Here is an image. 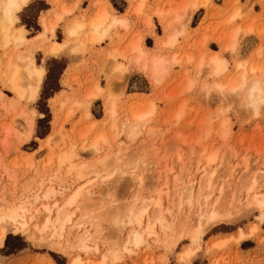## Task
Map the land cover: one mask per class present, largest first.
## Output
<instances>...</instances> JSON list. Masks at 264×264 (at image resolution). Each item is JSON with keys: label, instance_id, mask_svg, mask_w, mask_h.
<instances>
[{"label": "rangeland", "instance_id": "374dc122", "mask_svg": "<svg viewBox=\"0 0 264 264\" xmlns=\"http://www.w3.org/2000/svg\"><path fill=\"white\" fill-rule=\"evenodd\" d=\"M189 1L161 0L156 5L153 0L150 6L166 11L169 5L172 10ZM56 2L63 5L64 0ZM111 2L118 12L126 8L124 0ZM196 2L195 13L183 23L186 34L178 37L175 47L163 53L169 57L178 55L181 61L171 66L159 85H151L136 70L117 73L115 59H94L91 50L79 47L78 41L71 43L76 50L69 51L68 55L80 56L82 61L68 70L69 58L64 56L65 51L57 57H45L43 47L52 41L65 40V24L59 25L55 37L48 36L42 45L36 42L35 48L27 42L17 51L14 44L4 49L0 39L3 71L11 74V64L22 63L18 58L24 59L30 50L36 65H43L46 70L35 101L15 98L0 79L3 94L0 97V212L24 205L29 219L34 217L29 234L8 231L0 247V264H70L76 256L98 264L110 241L113 247L127 246V251L120 253V264H179L180 253L189 248L194 251L190 264H264V222L258 220L261 211L253 201L255 195L264 197V113L259 118H248L247 110L234 107L230 113L217 118L222 105L216 103L219 94L214 87L217 83L226 85V89L238 85L243 72L247 73L249 81L264 79V0ZM50 5L51 0H32L18 14L15 29L22 28L31 41V37L42 31L38 23L40 13ZM153 12L145 16L148 22V17L155 16ZM236 13L240 16L231 20ZM146 29L151 30L153 36L163 35L157 19L152 29L147 25ZM249 29L251 33H247ZM237 30V53L224 51ZM128 44L127 35L117 32V48L127 49ZM147 46L156 50L151 40L147 41ZM216 53L226 60V72L218 78L207 75V70L199 73L200 59L207 54V61ZM240 62H246L245 71L237 69ZM253 68L257 69L255 73L251 72ZM96 85L103 89V94L85 109L81 103ZM205 85L208 92L203 90ZM109 97H114V118L104 113V100ZM29 109L39 115L34 119L35 130L28 140L25 125ZM149 109L154 110L149 120L136 125V115ZM87 112L92 114L91 118L87 117ZM130 122H134L133 127L128 125ZM49 134L52 137L47 144L43 139ZM96 140L98 146L91 149ZM62 153L73 156L71 163L77 169L70 171L68 165H58V156ZM132 155L143 157L146 166L138 169V176L122 180L120 190L113 193L115 199L129 201L130 207L124 212H132L127 218L121 216L122 227L117 238L114 234L117 230L108 225L95 228L88 205L102 196L109 183L97 175L105 170L97 162L107 158L111 165L117 156L126 160ZM210 158L215 159L212 164H208ZM79 169L83 172L81 179L76 175ZM253 180L255 187L250 183ZM80 187L83 191L79 199L72 202L75 190ZM247 187H253L251 194L245 190ZM48 189H53L55 194L45 199ZM158 200L159 209L155 204ZM216 200L222 205L221 212L230 216L207 227L195 245L190 236L178 239L181 233L192 232L200 206ZM146 204L149 208L146 220L152 222L151 218L159 210L164 211V217L173 223V228L162 233L158 225L156 235H145L143 242L137 244L132 238L128 240L126 234L132 216ZM44 206L52 210L51 216H72L66 230L58 235L47 231L41 236L35 231V225L41 226L45 221ZM240 231L246 237L236 242ZM89 234L91 241L83 246L89 250L78 251L73 256L72 247L79 243L78 237ZM52 235L55 241H51ZM225 239L221 247L213 246ZM97 244L101 249L99 254L92 250ZM58 246L68 255L56 251ZM109 264H114L111 255Z\"/></svg>", "mask_w": 264, "mask_h": 264}, {"label": "bare ground", "instance_id": "6f19581e", "mask_svg": "<svg viewBox=\"0 0 264 264\" xmlns=\"http://www.w3.org/2000/svg\"><path fill=\"white\" fill-rule=\"evenodd\" d=\"M31 1L32 0H26V2H25V0H17V2H21L23 6L19 11H17L15 13L16 22L18 21V14L26 6H28ZM51 1L54 4V9L51 12H48L47 14L41 16V18H40V25L42 27V31L36 37H42V38L37 40V39H35L36 38L35 37L34 39H32L30 41L25 36V31H24L23 42L19 43V44L17 43V40H16V33L18 32V29H15V25L12 26L11 32L9 33L10 39H6L5 33L3 31L4 9L2 7H0V39L2 40L1 48L6 49V47L9 44H14V46H15L14 51L15 50L17 51V48L20 45L27 43V42L30 43L31 48H35L34 45L36 44V42H38V43H40V45H42L44 40H46L48 38V36L55 37L57 28L59 27V25L61 23H63V24H65L64 25L65 40H63V42L52 41L51 43H49L48 45L43 47L44 51H45V57L58 56L61 52H63V50L61 52L53 55L52 51L56 45L62 46L65 43L71 45V43L73 41H76V42L78 41L79 44H77V45L79 47L80 46L86 47L87 44L95 45V44H99V43L103 42L106 39L112 40L114 37L113 31L116 27L117 28L123 27L125 29L128 27V22H127V25L114 24L113 23L114 19H121V20H126V19H122V18L114 16L106 8H103L99 12V15L93 17L91 20H88V18L87 19L82 18L81 20H78V19L74 20L73 19V21H71V20L68 21L67 17L72 11L66 9V7H64L62 5H59L58 2H56V0H51ZM129 1L133 2L134 0H129ZM2 3H6V0H0V4H2ZM188 5H192V7H188ZM188 5L176 7L175 9L173 7L172 10L169 8L170 7V5H169V7H168L169 10H167V9H166V11L163 9L154 10L155 12H153V13L159 19L160 24H161L163 31H164L163 37L156 40V50L150 51V50L146 49V47L143 45L142 39L138 38L136 42L130 43L127 46V49L123 50L121 47L117 48L116 53L112 55V57L115 58V60H116L114 70L120 74H128V73H131L132 70H136L140 74L144 75L149 80L151 85L161 84L163 82V80L165 79V77L168 75V72H169L171 66L173 64H178L181 61V60H179V58H181V57L178 58L177 57L178 55L172 54V56L169 57V56L164 55L163 53L166 50L172 49L173 47H175L177 42H178V37L185 34L186 30L183 27L184 26L183 23L185 22L186 17L189 18V16H191L195 12V10L198 7V3L196 2V0H191V1H189ZM147 6H148L147 0H139L137 5L134 8V13L140 15L141 13H143L142 11L145 8H147ZM239 16H240V14L236 13L233 17H231V20H234ZM42 18H43V20H42ZM148 18H149V22H150L151 17H148ZM45 23L47 25L46 30H45ZM77 24L81 25L82 27L77 29L76 35H74V36L69 35V30L72 29ZM184 24H186V22ZM179 25L180 26L182 25L181 29H178L180 27ZM251 32H252V29H249L247 33H251ZM238 33H239V31L237 30L232 35L231 40L229 39V43L226 45V47H224V51L226 50L229 52H233V51H230L229 49L232 48L233 46H235L236 50L233 53H237ZM83 35H84V39L82 41H79ZM216 42L218 44H221V42H219L218 40ZM14 51H13V54L15 53ZM192 57L190 56V59H192ZM217 57L219 58L220 61H226L219 54L210 57L207 61L205 58H203L202 60L199 61V64H198L199 73L202 72L203 70H207V72H206L207 75H212L213 77H217V78L221 77L227 70V63L226 64L214 63L213 62L214 58H217ZM23 58L24 59H22L20 57L18 58L20 60H23L22 63H19L17 61V62H14L13 64H11V66H13V71L11 74H8V70L3 71L1 68V65H0V72L3 71L0 73V79L3 83V86L5 88H7L9 91H11L15 95V98H17V99H21V98L19 97L18 93L16 91H14V89L23 88L24 85L30 83V81L37 80V76L35 75V73L39 70H42L43 75L38 80V82H39V93H40L41 86H42L43 80H44L45 75H46V70H45L44 66L43 65L42 66L36 65L32 50H30V53L26 57H23ZM241 64L245 65L246 67L241 68L240 67ZM205 67H207V68H205ZM236 67L239 71H245L247 69V64H246V62H240L237 64ZM254 69H255V72L257 71L256 68H253V69H251L252 73H255L253 71ZM245 73L246 72L242 73V75H241L242 78L245 75ZM218 84L219 83H217L216 85H218ZM238 85H231V86L236 87ZM219 86L225 87L226 85L222 86L219 84ZM98 88L102 89L99 85H96L95 88L87 95L86 98H84V101L81 103L82 105L87 104L86 109H88L96 99H98L99 97L102 96V94H94L95 90ZM90 96H91V99H89ZM0 97H3L2 93H0ZM11 99L12 98H10V100ZM11 101L13 102V100H11ZM104 113H105L106 117H111V118H114V116L116 115L115 103H114V100L111 99L110 97L104 100ZM153 113H154L153 109H149L148 111L140 113V114L136 113L137 114L136 115V119H137L136 121L137 122L135 121L137 123L136 125L144 124L146 121L149 120V117L151 115H153ZM140 116H143L145 118L143 120H138V117H140ZM87 117L91 118L92 114L90 112H87ZM115 122H116V120H115ZM133 123L130 122V124H128V123L127 124L133 127V125H132ZM34 130H35V122H34V127L32 129L31 135L34 132ZM31 135L26 134V136H27L26 139L29 140ZM49 137H52V135L49 134L43 139V141L47 142V144L49 142ZM98 144H99V142H98V140H96L90 148L95 150L96 147L98 146ZM70 153L60 154L58 156V165L59 166L68 165L69 170L73 171V170L77 169V166L75 164L71 163L73 156ZM214 161H215L214 158H210L208 160V164H212ZM76 175H77L78 179L83 178L82 170L79 169ZM54 194H55V192L53 189H48L44 194V198L48 199ZM71 200H72V198H71ZM218 200H216L215 202H211V203L209 201H207V202H205V204L201 205L200 209L197 211L196 226L193 229H191L192 232L181 233L179 235L178 239H181L182 237H185V236H188V237L190 236L191 239L193 240V237L197 236V234H198V239H197V241H198L202 238L207 227H209L211 224H213L215 222H218L219 220H222L223 218H225V216L226 217L230 216L229 213L224 214L221 212L220 207L222 205H220L218 203L219 202ZM260 200H264L263 195L262 196L261 195H255L253 198L254 204H256L257 206H258V202ZM75 201L76 200H72V202H75ZM155 204H156L158 209L161 208L160 200L155 201ZM190 204L195 205L193 203H190ZM249 204H251V202ZM20 207H21V205L17 208L14 207V208H10V209L3 210L0 212V217L8 215L11 211H15L17 216H18V219L14 220V221H12V220H9V221L0 220V223H1V226H0V247L3 246L5 238L7 237L9 230H12L13 233H15V234H26V235L29 234L30 227L32 225L31 221L33 220L34 217H31L29 219V217H28L29 215L27 214V211L26 212L19 211ZM144 209H142L140 211H143ZM148 209L149 208L147 205V210L145 211L143 216H138V213L140 211H138L137 214L132 216L133 220H130L131 227L127 230V234H126V237L128 240L132 238L135 243H137V244L141 243V242H143V238L145 235L152 236V235L157 234L156 227L158 225H159L162 233H165V231L170 230V227L173 223L171 224L167 221L166 217H164L165 216L163 213L164 211L160 212V210H159V212H157L155 214V216L153 218H151V220H152V222H151L150 219L146 220V217L148 215ZM42 212L46 213V218H45L44 223L41 226L35 225V227H34L35 231L38 232V234L40 236L44 235L47 231H51L53 234H57V235L60 234V232H63L64 230H66V224L71 221V217H72V216H61V215L51 216L52 210L47 206H44V209L42 210ZM213 213H215V218H213ZM174 215H175V213H174ZM262 215H264V213H261L260 216L258 217V220L260 222H264V220L260 219V217ZM30 216H34V215L31 214ZM175 216H174V218H175ZM185 218L188 219V216H185ZM149 222H151V226H152V235H149L147 232V230L149 228ZM184 222L186 223V221H184ZM25 225H27V226L25 227ZM171 228H173V227H171ZM182 231H183V229H182ZM33 234H34V232H33ZM29 237L31 238V236H29ZM53 237H54V235H52L50 237L51 241L53 240ZM245 237L246 236L243 234V232L240 231L239 236L236 239V242L241 241ZM36 238H38V237H36ZM226 241H227V239L216 242L213 246L217 247V248L221 247L222 245L225 244ZM61 244L59 243V245H61ZM175 244H176V242H174L172 244V246H174ZM192 252L194 254V251H192ZM76 259H81V257H79V256L74 257L71 260L70 264H72V262Z\"/></svg>", "mask_w": 264, "mask_h": 264}, {"label": "snow or ice", "instance_id": "6c2138e0", "mask_svg": "<svg viewBox=\"0 0 264 264\" xmlns=\"http://www.w3.org/2000/svg\"><path fill=\"white\" fill-rule=\"evenodd\" d=\"M26 2V0H25ZM22 3L17 2V0H6V3L0 4V7L4 9V26L3 31L5 33L6 39H10L9 33L11 32L12 26L16 24V15L15 13L22 8ZM188 7H192V5H188ZM43 20V18H42ZM186 22V21H185ZM114 24H124L127 25L126 20L114 19ZM82 27L77 24L72 29L69 30V35H76L77 29ZM47 25L45 23V30ZM24 37V30L22 28L18 29L16 33L17 43H22ZM42 37H36L35 39L39 40ZM75 51V45H69L65 43L64 45H56L53 48L52 54L55 55L61 51ZM230 51L235 52V46L229 49ZM214 63H224L226 61H220L219 58H214ZM241 68L246 67L241 64ZM255 72V69L253 70ZM37 76V80H32L30 83L25 84L23 88L14 89L19 95V97L23 99H27L28 101H35L39 95V78L42 77L43 71L39 70L35 73ZM216 92L219 94V97L216 101L218 105H222L219 108L217 113V118L223 117L226 113H230L231 110L235 107L242 110H247L246 115L248 118H259L262 113H264V79L256 80L253 79L249 81L247 77V73L242 78L241 83L236 87L224 88L219 85L214 86ZM205 92H208L209 89L207 85H205ZM94 94H103V89H96ZM91 99V96L89 97ZM114 99V97H113ZM82 107L87 108V104H83ZM114 114V113H113ZM38 113L31 111L29 109L26 113L27 124L25 125V131L28 135H31L32 129L34 127V119L38 117ZM145 117L140 116L138 120H143ZM227 123V122H226ZM49 141H51V137H49ZM99 165H102L105 169L104 171L98 173V176H103L105 181H108V185L105 189V192L101 197H97L94 203L88 205L91 209L89 213V217L92 220L96 229H99L100 225H108L110 229L117 230L114 232L116 237L118 238V230L122 227L121 224V216L124 215L125 218L127 216H131L132 212L125 213L124 210L130 207L129 201L126 199H115L113 197V193L120 190L122 180L131 179L133 176H138V169L144 167L143 157L132 155L128 159H121L119 156L115 158L113 164L110 165L109 160L107 158L100 160L97 162ZM214 176L215 173H212ZM89 183H93L89 181ZM253 187H255L256 181L253 180L250 182ZM253 187H247L245 190L251 194L253 191ZM211 190V185H209V191ZM83 191V187L77 188L75 190V194L72 197V200H77L80 197L81 192ZM223 191V189H221ZM89 195L91 193L89 192ZM241 195V203L244 204L243 201V192ZM191 203V201H189ZM251 207V206H248ZM258 207L260 208L261 213H264V200H260L258 202ZM147 210V204L145 205V209L138 213V216H143L145 211ZM19 211L26 212L27 208L24 205H21ZM135 211V209H133ZM213 218H215V213H213ZM18 216L15 211H11L8 215L0 217V220L9 221V220H17ZM261 220H264V215L260 217ZM27 225H25L26 227ZM149 235H152V226L151 222H149V228L147 230ZM107 239V237H106ZM198 239L197 236L193 237V245H195ZM61 240L63 237L61 236ZM53 241H55V237H53ZM78 244L73 245L72 247V255L75 256L78 251H87L89 250L84 245H87L91 241V234L84 237H78ZM56 251H62L64 255H68V252L62 247H56ZM96 253H100L101 249L97 244L94 249ZM121 251L126 252L127 246L123 245L121 247H113L112 242L110 241L105 245L104 249V257L101 260H98V264H109V256L113 257L114 264H120V253ZM193 256V252L191 248L180 253L179 256V264H190L191 258ZM50 264H54V262H50ZM72 264H90V262H86L83 259H76L72 262Z\"/></svg>", "mask_w": 264, "mask_h": 264}, {"label": "crops", "instance_id": "0c3cea01", "mask_svg": "<svg viewBox=\"0 0 264 264\" xmlns=\"http://www.w3.org/2000/svg\"><path fill=\"white\" fill-rule=\"evenodd\" d=\"M124 1L126 2V8L124 9L123 12H118L117 9L114 7L113 3L111 2V0H64V3H62L63 4L62 6L66 7V9L72 11L71 14L68 15V17H67L68 20H72V19L81 20L82 18H86V19L88 18V20H91L93 17L99 15V12L103 8H106L114 16L127 20L128 27L126 29L123 27H119V28L116 27L113 31L114 37L112 40L106 39L99 44H95V45L87 44L86 45V48H89L91 50V52L93 53L94 59L95 58H97V59L99 58L101 60L115 59L112 57V55L115 54L116 50H117V32L121 35H127V41H129V44L136 42L138 38L142 39L143 45L146 47V49H148L150 51H152L154 49V47H148L147 41L148 40L153 41V46H154V45H156V40H157L156 37H159L158 39L163 37V35L162 36L161 35L153 36L151 33V30L148 31L146 29V25H147L148 29H152L154 23L156 22V19L159 20L156 16H153L151 18L152 22L151 21L148 22L145 19V16L149 15L151 13V11H154V9H155V8H152L150 6V5H152L153 0H147L148 6H147V8H145L142 11L143 13H141L140 15L134 13V8L137 5L139 0H134L133 2H130L129 0H124ZM160 3H161V0H156V5L160 4ZM188 3H186V5H188ZM51 5L49 6V8L45 9L44 11H42L40 13V15L38 17V23L39 24H40L41 16L47 14L48 12H51L54 9V4L52 3V1H51ZM187 19H188V17L186 18V20ZM62 24L63 23H61L60 25H62ZM150 24H152V25H150ZM178 29H180V28H178ZM56 32H57V30H56ZM186 32H185V34H186ZM163 33H164V31H163ZM137 34H138V36L134 38L133 36H135ZM35 37L36 36L31 37V39H34ZM81 38L84 39V35ZM178 41H179V38H178ZM71 45H73V44H71ZM69 51H67V53L64 51H63L64 53L61 52L64 54V56L69 58L68 59L69 64H68L67 70H68V68H70V66L73 67L74 65H77L79 62L82 61V58L80 56H70L69 57V55H68ZM49 57H57V56H49ZM203 58H205V55ZM202 59H200V60H202Z\"/></svg>", "mask_w": 264, "mask_h": 264}]
</instances>
